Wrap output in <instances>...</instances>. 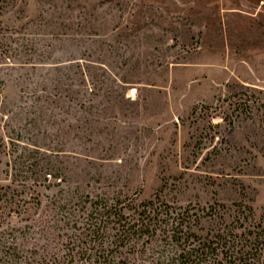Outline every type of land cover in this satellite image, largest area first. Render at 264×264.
Segmentation results:
<instances>
[{
  "label": "rangeland",
  "instance_id": "obj_1",
  "mask_svg": "<svg viewBox=\"0 0 264 264\" xmlns=\"http://www.w3.org/2000/svg\"><path fill=\"white\" fill-rule=\"evenodd\" d=\"M0 133L1 179L42 209L158 190L261 213L264 0H0ZM32 222L0 226L21 256Z\"/></svg>",
  "mask_w": 264,
  "mask_h": 264
},
{
  "label": "trees",
  "instance_id": "obj_2",
  "mask_svg": "<svg viewBox=\"0 0 264 264\" xmlns=\"http://www.w3.org/2000/svg\"><path fill=\"white\" fill-rule=\"evenodd\" d=\"M7 151L0 133V163ZM26 167L32 169L33 162ZM41 171L38 167L36 174ZM18 176L14 171L8 180L0 177V226L26 215L33 220V249L21 256L12 229H1L0 264H255L261 257L264 262V208L257 213L248 207L226 221L213 206L172 204L157 190L141 199L87 198L88 208L86 199L53 195L42 209L33 180Z\"/></svg>",
  "mask_w": 264,
  "mask_h": 264
}]
</instances>
